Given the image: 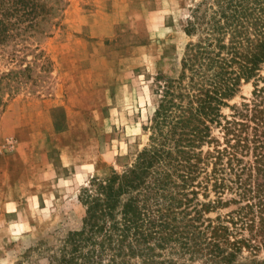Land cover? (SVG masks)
<instances>
[{"label": "trees", "instance_id": "obj_1", "mask_svg": "<svg viewBox=\"0 0 264 264\" xmlns=\"http://www.w3.org/2000/svg\"><path fill=\"white\" fill-rule=\"evenodd\" d=\"M64 6L0 0V47L19 64ZM185 29L195 40L181 73L164 79L149 146L84 190V226L61 262L126 264L156 245L164 264H264V0H202ZM31 69L0 74V104ZM243 80H254L252 96L224 113Z\"/></svg>", "mask_w": 264, "mask_h": 264}, {"label": "rangeland", "instance_id": "obj_2", "mask_svg": "<svg viewBox=\"0 0 264 264\" xmlns=\"http://www.w3.org/2000/svg\"><path fill=\"white\" fill-rule=\"evenodd\" d=\"M201 1L63 0L51 34L29 42L19 64L10 44L0 47V74L32 65L0 104V264H65L67 239L84 226V190L136 165L149 146L164 79L181 73L195 40L185 27ZM253 89L243 80L224 113ZM148 254L126 264L168 258L156 245Z\"/></svg>", "mask_w": 264, "mask_h": 264}]
</instances>
